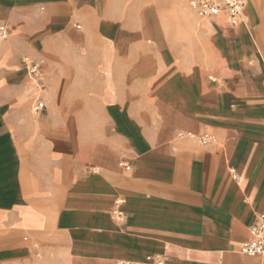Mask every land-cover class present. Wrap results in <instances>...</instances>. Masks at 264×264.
<instances>
[{
  "label": "crops",
  "instance_id": "1",
  "mask_svg": "<svg viewBox=\"0 0 264 264\" xmlns=\"http://www.w3.org/2000/svg\"><path fill=\"white\" fill-rule=\"evenodd\" d=\"M157 15L0 0V264H264L240 250L264 215V0L200 19L194 62Z\"/></svg>",
  "mask_w": 264,
  "mask_h": 264
},
{
  "label": "rangeland",
  "instance_id": "2",
  "mask_svg": "<svg viewBox=\"0 0 264 264\" xmlns=\"http://www.w3.org/2000/svg\"><path fill=\"white\" fill-rule=\"evenodd\" d=\"M125 5L129 7L135 6L140 11L148 5H155L161 15L157 17L163 22V27L166 32V42L168 47L176 56L177 60H188L194 62L200 56L201 51V30L204 27L203 21H200L193 15L192 9L189 8L188 0H124ZM131 20L137 23V31L142 30V15H130ZM191 20V23H190ZM186 24L189 30V42L184 33ZM189 26V28H188ZM146 45L152 46V42L143 40ZM189 45V46H188Z\"/></svg>",
  "mask_w": 264,
  "mask_h": 264
},
{
  "label": "built area",
  "instance_id": "3",
  "mask_svg": "<svg viewBox=\"0 0 264 264\" xmlns=\"http://www.w3.org/2000/svg\"><path fill=\"white\" fill-rule=\"evenodd\" d=\"M247 0H188L189 7L199 19H210L218 15L221 9H226L231 22L234 23L237 17H241L244 11V7ZM7 36V29L4 25H0V39H4ZM22 63L28 68L30 78L36 83V85L42 89L41 83V69L37 62L24 57ZM44 106L43 102L38 98H35L32 104V110L37 112ZM198 143L204 144L209 141H213L211 134H205L203 136L196 137ZM116 206L119 202L115 203ZM113 216L117 220H121L124 217V212L115 207L113 209ZM242 253L250 256L259 255L264 256V215H261L257 223L250 228V240L244 242L240 248ZM118 264H136L132 261L121 260Z\"/></svg>",
  "mask_w": 264,
  "mask_h": 264
}]
</instances>
